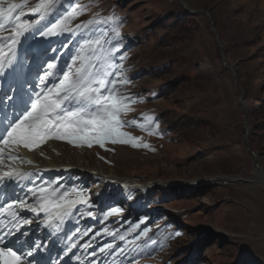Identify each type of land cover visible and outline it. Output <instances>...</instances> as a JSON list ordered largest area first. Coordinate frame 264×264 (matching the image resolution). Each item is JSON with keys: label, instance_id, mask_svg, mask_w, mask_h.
Returning <instances> with one entry per match:
<instances>
[{"label": "rangeland", "instance_id": "obj_1", "mask_svg": "<svg viewBox=\"0 0 264 264\" xmlns=\"http://www.w3.org/2000/svg\"><path fill=\"white\" fill-rule=\"evenodd\" d=\"M49 1L39 56H30L28 43L20 47L30 95L48 63L67 71L73 57L79 67L80 58L106 56L100 67L113 73L107 79L136 101L120 113L129 122L122 131L149 145L76 149L55 139L61 151L50 141L32 149L99 172L59 167L40 182L65 198L88 196L77 216L93 236L98 264H264V184L253 181L246 145L264 169V0H27L21 20ZM90 19L107 22L77 27ZM5 26L0 36L13 25ZM94 41L100 45L86 43ZM102 174L151 187L144 192Z\"/></svg>", "mask_w": 264, "mask_h": 264}, {"label": "snow or ice", "instance_id": "obj_2", "mask_svg": "<svg viewBox=\"0 0 264 264\" xmlns=\"http://www.w3.org/2000/svg\"><path fill=\"white\" fill-rule=\"evenodd\" d=\"M50 5L43 3L37 4L34 12L41 9L47 10ZM22 4L9 3L7 6L4 0H0V19H7L13 25L8 36L0 37V41L6 44L0 45V68L10 67L13 63L14 49L19 43V37L33 27L27 20H21L20 15H15ZM69 13V16H72ZM112 18L109 17L108 20ZM106 20L90 19L78 28H87L93 24L106 23ZM0 23V28H5ZM53 34V29L43 35ZM100 45V41L86 42ZM118 50V49H115ZM95 54V51L92 53ZM73 57V62L77 60ZM79 67L69 66L65 71L54 63H48L43 74L40 76V90L36 92L35 98L31 95L27 100L17 101L14 96L0 97V106L4 105L5 100L14 109L11 118H0V145L23 146L32 150L39 143L48 138L66 139L70 143L86 144L91 146L93 143L104 145L106 141L112 143H131L135 147H149L147 144L138 143L136 137L122 131L126 123L120 119V113L128 110L130 103L136 102L132 97L117 94V82L109 80L113 73L101 69L100 61L107 60L106 56H96V63L91 59L86 62L83 58ZM123 59V58H122ZM118 76L119 73H116ZM54 79L55 82H52ZM127 81H121L126 83ZM7 120V123L5 122ZM135 125V121L130 122ZM145 130L151 131V120ZM4 155V148L0 147V157ZM10 161L25 162L16 155L8 154ZM31 163V161H27ZM29 173L10 166L8 171L0 172V182L5 179L17 184L23 179H28ZM30 183H32L30 181ZM23 191V189H21ZM56 189L44 182L40 186L33 183L28 188V193L35 196L38 207L34 211L48 212L51 208H61L63 205L71 207L80 201L65 199L67 193L60 197V201L48 199V196ZM38 194V195H37ZM25 204L20 200H12L6 204L10 210L24 207ZM118 209H113L116 212ZM13 217L18 218V213L12 211ZM30 223L28 220H21L20 225ZM19 231V227L14 229ZM13 230H9L7 235H12ZM6 236H0V262L2 264H27L24 256L18 254V250L8 247L5 244ZM123 239V237H121ZM106 248L111 245H105ZM104 249H101L103 251Z\"/></svg>", "mask_w": 264, "mask_h": 264}, {"label": "bare ground", "instance_id": "obj_3", "mask_svg": "<svg viewBox=\"0 0 264 264\" xmlns=\"http://www.w3.org/2000/svg\"><path fill=\"white\" fill-rule=\"evenodd\" d=\"M45 5H47V4H45ZM43 12H44V9H41L40 12H35V16H39ZM24 34L22 36H20L18 39L21 40L22 37L24 36ZM17 47H18V43L16 44L14 51L16 50ZM14 58H15V53H14V56H13V61H14ZM55 145H56V143H53L54 147H55ZM9 150L11 151L10 148H7V149L4 148L5 159L3 161H0V172L8 171L10 169V166H14L15 168H17L19 170H22V171H24L26 173H29L30 176L28 178H31L33 173H34L33 170L35 168L36 169L39 168L41 171H48L51 168H58L60 166H67V167L68 166L69 167L77 166L79 168L88 170L90 172L93 171V169H90L88 166L84 165L83 163H80V165H77L75 163H71V160L69 159V157H67V159H69L68 161L70 163L67 164V163L64 162L63 159L55 157L53 155H50V157H47V156L44 155L45 158H44V156L42 158L40 156V153H41L40 151L37 152V153L36 152L35 153L30 152L29 153L26 149H23V148L17 149L18 150V155L17 156L22 158L25 162L20 163L19 161H15V162L11 161V163L8 164V166H6L5 161L9 160L8 157H7L8 154L10 153L12 155V153H13V152L12 153L9 152ZM55 150L56 151L57 150L61 151V149L58 146L55 147ZM27 161H31V163H27ZM218 180H221V179H218ZM253 181L256 182V183L257 182H262L264 184V180L262 179L261 175L258 172L256 173L255 179ZM96 192L99 194L101 192V190L100 189L96 190ZM53 196H54V192H52L51 195L48 196V198L53 199ZM55 198H56V195H55ZM73 206L74 205H72L71 207H69L67 205H63L61 208H56V212L54 214V217L57 218V219L71 220L72 219ZM47 221H48L47 224L51 225L52 220H47ZM80 261L83 262V259H81Z\"/></svg>", "mask_w": 264, "mask_h": 264}, {"label": "water", "instance_id": "obj_4", "mask_svg": "<svg viewBox=\"0 0 264 264\" xmlns=\"http://www.w3.org/2000/svg\"><path fill=\"white\" fill-rule=\"evenodd\" d=\"M191 11L192 12H197V10H192V9H191ZM199 12H202L204 14H209L208 12L203 11V10H199ZM212 27H213L214 30L216 29L213 22H212ZM246 145H247L248 151L253 156L254 165L256 167L255 176H256V173L258 172L261 175L262 179L264 180V169H263V167H262V165L260 163L258 155L253 150V148L250 146L248 141L246 142ZM216 179H217V181L214 182V183H224V184H227L229 182H234V181L238 180V178H232V177H216ZM218 179H221V180H218ZM241 180H243V179H241ZM243 181L245 182L247 180H243Z\"/></svg>", "mask_w": 264, "mask_h": 264}]
</instances>
